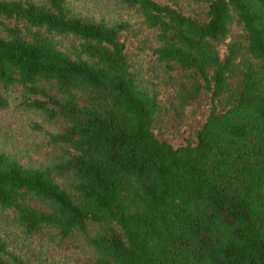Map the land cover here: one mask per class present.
Segmentation results:
<instances>
[{"label":"trees","instance_id":"1","mask_svg":"<svg viewBox=\"0 0 264 264\" xmlns=\"http://www.w3.org/2000/svg\"><path fill=\"white\" fill-rule=\"evenodd\" d=\"M116 1L111 21L0 0V108L19 94L56 129L47 164L0 154L24 236L0 264H51L36 238L90 264H264V0Z\"/></svg>","mask_w":264,"mask_h":264},{"label":"rangeland","instance_id":"2","mask_svg":"<svg viewBox=\"0 0 264 264\" xmlns=\"http://www.w3.org/2000/svg\"><path fill=\"white\" fill-rule=\"evenodd\" d=\"M70 5L76 14L87 19L116 20L126 17L125 11L116 0H69ZM238 28L234 29L237 33ZM137 43L133 41L130 47L135 52ZM226 52L225 47L220 48L221 56ZM166 91V90H165ZM164 98L166 103L173 100L172 92H166ZM10 104L7 108H0V154L7 153L19 157L25 164H47L52 157L53 149L49 146L50 135L56 131L55 126L49 125L39 112L28 109L21 104L19 94L9 95ZM164 128L182 138L189 136L186 122L174 111H171ZM179 132V133H178ZM170 134V135H172ZM0 235L6 236L9 240L24 239V236L14 225L7 212L0 208ZM38 252L44 251L46 258L51 264H90L84 249H76L73 245L61 244L52 245L47 248V240L39 238L34 240ZM31 243V241H28ZM47 250L49 253L47 254Z\"/></svg>","mask_w":264,"mask_h":264}]
</instances>
